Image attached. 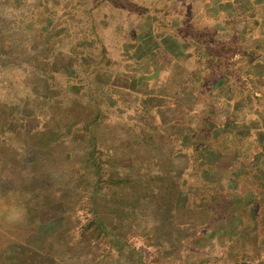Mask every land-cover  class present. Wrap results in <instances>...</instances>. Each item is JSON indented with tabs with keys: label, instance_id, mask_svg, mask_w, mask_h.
<instances>
[{
	"label": "rangeland",
	"instance_id": "obj_1",
	"mask_svg": "<svg viewBox=\"0 0 264 264\" xmlns=\"http://www.w3.org/2000/svg\"><path fill=\"white\" fill-rule=\"evenodd\" d=\"M261 210L264 0H0V264H264Z\"/></svg>",
	"mask_w": 264,
	"mask_h": 264
},
{
	"label": "trees",
	"instance_id": "obj_2",
	"mask_svg": "<svg viewBox=\"0 0 264 264\" xmlns=\"http://www.w3.org/2000/svg\"><path fill=\"white\" fill-rule=\"evenodd\" d=\"M7 37L6 39L9 40L8 45H10V49L14 50V41H17V38L5 36ZM44 53L42 56L41 54ZM54 52H50L47 49L42 50L40 54H31L28 56L29 59L34 58L35 63H33L34 68L42 71V80L44 81L43 84V89L46 91V93L53 95L54 97V103L59 102L60 108H69L72 106V103L66 104L65 99H67L69 90L68 88L61 84L59 78L60 76L67 75V74H72V66L70 65V54L69 51L67 52L68 56H62L60 58L61 60H52L51 56ZM63 53L58 52L55 53V57L59 58V55H62ZM40 113V111H39ZM33 116L37 115L36 113H31ZM30 114V115H31ZM23 118V117H22ZM18 119V117L15 118V120ZM18 123V122H17ZM85 151V148L83 149ZM193 190L195 192H191L190 188L188 189V194L191 196V201L187 204H184L182 206L183 209H188V210H194L196 208L201 207L202 205V196L204 197V192H206V188L200 185H194ZM176 199V198H175ZM220 202H225L220 200ZM259 203V201H257ZM165 207H168V204H165ZM164 211V210H163ZM260 216H264V212L261 210L259 212ZM261 219V218H260ZM262 220V219H261ZM260 231L258 232L261 233L263 232L264 225L260 224ZM260 248V247H259Z\"/></svg>",
	"mask_w": 264,
	"mask_h": 264
}]
</instances>
